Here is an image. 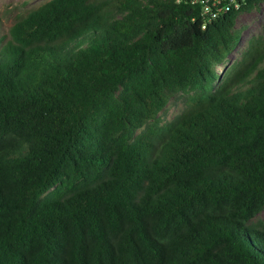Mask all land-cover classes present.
Returning <instances> with one entry per match:
<instances>
[{"label":"trees","instance_id":"obj_1","mask_svg":"<svg viewBox=\"0 0 264 264\" xmlns=\"http://www.w3.org/2000/svg\"><path fill=\"white\" fill-rule=\"evenodd\" d=\"M193 0H48L0 43V264H264V27ZM183 109L163 121L169 101Z\"/></svg>","mask_w":264,"mask_h":264},{"label":"rangeland","instance_id":"obj_2","mask_svg":"<svg viewBox=\"0 0 264 264\" xmlns=\"http://www.w3.org/2000/svg\"><path fill=\"white\" fill-rule=\"evenodd\" d=\"M46 1L48 0H0V41L4 43L10 38V28L18 19ZM236 27H243L240 44L234 52L229 54L225 63L216 68L219 75L226 66L239 59L247 40L251 36L262 32L264 27V1L250 11L240 12L236 19ZM183 100L184 94L171 99L165 111L160 114L161 119L168 121L178 114L184 107ZM263 217L264 212L260 214V218Z\"/></svg>","mask_w":264,"mask_h":264},{"label":"built area","instance_id":"obj_3","mask_svg":"<svg viewBox=\"0 0 264 264\" xmlns=\"http://www.w3.org/2000/svg\"><path fill=\"white\" fill-rule=\"evenodd\" d=\"M200 6L201 15L207 20H213L229 11H238L246 0H193Z\"/></svg>","mask_w":264,"mask_h":264}]
</instances>
